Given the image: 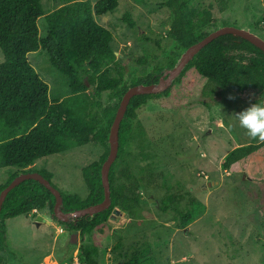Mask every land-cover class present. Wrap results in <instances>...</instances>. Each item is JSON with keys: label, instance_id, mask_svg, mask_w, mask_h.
<instances>
[{"label": "rangeland", "instance_id": "1", "mask_svg": "<svg viewBox=\"0 0 264 264\" xmlns=\"http://www.w3.org/2000/svg\"><path fill=\"white\" fill-rule=\"evenodd\" d=\"M75 1L95 4L98 0H42L44 16ZM213 1L194 3L203 9ZM118 2L113 12L95 19L113 34L116 61L109 67L111 76L119 77L120 68L125 84L131 87L138 78H158L183 49L169 35L175 13L165 6L166 0ZM126 13L135 21L134 28L122 20ZM213 16L217 23L251 25L264 35V0H232L227 11L220 13L215 8ZM38 27L44 36L43 17ZM27 60L49 86L50 101L67 99L71 110L81 116L93 110L96 97L92 89L73 93L44 51L28 54ZM4 61L0 50V63ZM259 100L264 101L255 91L237 94L215 84L203 83L195 89L178 84L169 97L150 99L138 110L145 135L128 149L125 162L140 182V209L136 216L117 212L102 230L95 231L103 242L95 257L98 263L121 264L138 251L140 264H264V154L259 165L223 169L232 150L264 142L249 137L234 118ZM113 103L105 93L104 106ZM103 153L102 146L91 143L39 159L34 168L52 172V182L62 192L85 198L89 191L82 169L99 161ZM16 171L0 169V186ZM169 196H175L176 204L164 212L163 201ZM176 207L179 212L196 209L197 215L183 228ZM44 214L53 218L47 207L7 221L2 264L66 262L78 256L80 247L96 245L92 234L81 242L78 233L54 218L50 223L37 222Z\"/></svg>", "mask_w": 264, "mask_h": 264}, {"label": "trees", "instance_id": "2", "mask_svg": "<svg viewBox=\"0 0 264 264\" xmlns=\"http://www.w3.org/2000/svg\"><path fill=\"white\" fill-rule=\"evenodd\" d=\"M231 2L214 0L199 9L194 0H166L165 6L175 13L170 37L184 50L197 40L196 33L201 28L217 22L213 10L217 8L224 13ZM118 5V0H98L95 4L75 1L44 16L42 0H0V50L5 58L0 63V129L4 134L0 138V169H17L0 186V193L17 176L38 172L34 168L37 160L98 143L104 148L100 160L82 169L89 191L85 198L62 192L53 184L52 172L42 170L38 173L60 190L64 212L84 209L104 200L101 169L109 155L110 128L129 87L120 68L119 77L111 76L109 67L116 61L111 48L113 34L101 26L95 16L113 12ZM42 17L47 27L44 36H41L38 27ZM122 20L131 28L136 26L129 13ZM37 51L48 55L51 66L65 76L73 93L81 94L92 89L96 101L90 113L84 116L76 114L67 99L50 101L49 86L27 60L28 54ZM157 81L148 75L138 78L131 86L150 85ZM203 83L215 84L237 94L255 91L264 100V53L242 38L222 36L201 51L173 86L187 84L190 89H195ZM173 86L162 94L142 95L131 100L120 126L118 156L109 174L110 208L92 218L82 217L76 223L60 222L66 229L78 233L81 242L88 240L90 234L94 236L96 245L80 247L78 255L83 264H104V261L98 263L95 258L99 252L98 245L103 244L95 231L101 229L116 214L115 211L127 212L131 216L138 214L140 182L130 171L125 156L132 144L145 135L138 110L150 99L169 97ZM105 93H109L115 103L104 106ZM263 154L264 142L238 147L227 155L223 169L229 170L235 165L243 168L259 165ZM120 165L123 166L120 168ZM119 181L123 182L119 184ZM54 204L55 197L37 181L28 180L13 189L0 215V252L7 244V221L47 207L53 214ZM175 204V196H169L163 201L162 210L167 212ZM191 204L194 205V200ZM175 211L180 214L183 228L197 215L196 209L179 212L176 207ZM0 259L3 263L1 256ZM140 263L141 253L138 251L131 252V256L121 262Z\"/></svg>", "mask_w": 264, "mask_h": 264}, {"label": "water", "instance_id": "3", "mask_svg": "<svg viewBox=\"0 0 264 264\" xmlns=\"http://www.w3.org/2000/svg\"><path fill=\"white\" fill-rule=\"evenodd\" d=\"M200 35L203 37L199 38ZM232 35L234 37L242 38L251 43L256 48L260 49L264 53V35L256 30L254 27L243 26L239 27L233 23H215L201 28L197 33V40L187 46L180 57L174 62L173 66L164 70H161L158 75V81L150 85L138 84L131 86L123 95L119 107L117 109L114 121L110 128L109 133V155L106 161L102 165L101 179L104 188V200L93 206H89L84 209L76 210L73 212H64L63 210V197L59 189L53 186L51 181L47 180L38 172L25 173L17 176L7 187H5L0 193V215L3 204L8 194L28 180H34L43 185L49 190L55 197V204L53 208V218L61 223H76L82 217H94L96 214L102 213L108 210L112 204L111 200V188L109 174L113 163L116 161L119 152V131L121 122L126 114L128 106L134 97L142 95H157L162 94L170 89L173 84L181 78L187 67L193 62L195 58L201 53V51L214 40L226 36ZM117 213V211H115ZM53 218L47 214L37 217V222H52ZM0 264L1 259H0Z\"/></svg>", "mask_w": 264, "mask_h": 264}, {"label": "clouds", "instance_id": "4", "mask_svg": "<svg viewBox=\"0 0 264 264\" xmlns=\"http://www.w3.org/2000/svg\"><path fill=\"white\" fill-rule=\"evenodd\" d=\"M234 118L239 126L246 130L249 137L264 141V101L259 100L245 110L234 114Z\"/></svg>", "mask_w": 264, "mask_h": 264}, {"label": "built area", "instance_id": "5", "mask_svg": "<svg viewBox=\"0 0 264 264\" xmlns=\"http://www.w3.org/2000/svg\"><path fill=\"white\" fill-rule=\"evenodd\" d=\"M34 213H37L38 210H34ZM44 264H83L82 261L80 260L79 255L75 258H73L72 260L66 261V262H58L52 259H49L48 261H46Z\"/></svg>", "mask_w": 264, "mask_h": 264}, {"label": "flooded vegetation", "instance_id": "6", "mask_svg": "<svg viewBox=\"0 0 264 264\" xmlns=\"http://www.w3.org/2000/svg\"><path fill=\"white\" fill-rule=\"evenodd\" d=\"M153 79H154V80H158V78H157L156 76H153ZM52 215H53V214H52Z\"/></svg>", "mask_w": 264, "mask_h": 264}, {"label": "crops", "instance_id": "7", "mask_svg": "<svg viewBox=\"0 0 264 264\" xmlns=\"http://www.w3.org/2000/svg\"><path fill=\"white\" fill-rule=\"evenodd\" d=\"M39 212H40V211H38L37 213H39ZM37 213H34V212H33V214H37Z\"/></svg>", "mask_w": 264, "mask_h": 264}]
</instances>
